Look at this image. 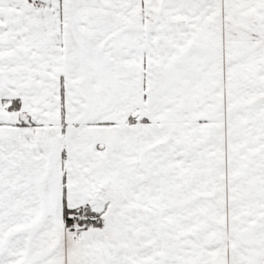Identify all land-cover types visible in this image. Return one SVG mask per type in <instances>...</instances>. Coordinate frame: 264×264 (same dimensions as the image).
Here are the masks:
<instances>
[{
  "label": "snow or ice",
  "instance_id": "obj_1",
  "mask_svg": "<svg viewBox=\"0 0 264 264\" xmlns=\"http://www.w3.org/2000/svg\"><path fill=\"white\" fill-rule=\"evenodd\" d=\"M0 264H264V0H0Z\"/></svg>",
  "mask_w": 264,
  "mask_h": 264
}]
</instances>
